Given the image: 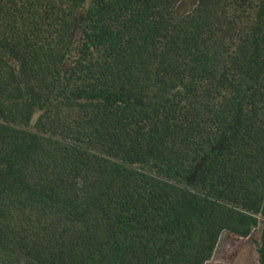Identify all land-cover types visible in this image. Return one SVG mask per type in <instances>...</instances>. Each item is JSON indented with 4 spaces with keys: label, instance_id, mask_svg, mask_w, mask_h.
I'll use <instances>...</instances> for the list:
<instances>
[{
    "label": "trees",
    "instance_id": "16d2710c",
    "mask_svg": "<svg viewBox=\"0 0 264 264\" xmlns=\"http://www.w3.org/2000/svg\"><path fill=\"white\" fill-rule=\"evenodd\" d=\"M223 234L264 264V0H0V264Z\"/></svg>",
    "mask_w": 264,
    "mask_h": 264
},
{
    "label": "rangeland",
    "instance_id": "374dc122",
    "mask_svg": "<svg viewBox=\"0 0 264 264\" xmlns=\"http://www.w3.org/2000/svg\"><path fill=\"white\" fill-rule=\"evenodd\" d=\"M253 237L259 240V233L255 232ZM206 264H258L256 245L249 239L233 240L223 234L212 259Z\"/></svg>",
    "mask_w": 264,
    "mask_h": 264
}]
</instances>
